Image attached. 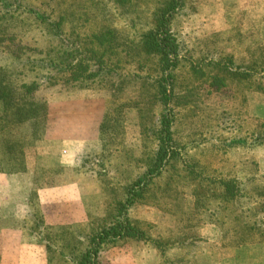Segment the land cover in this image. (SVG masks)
I'll return each mask as SVG.
<instances>
[{"label": "rangeland", "instance_id": "rangeland-1", "mask_svg": "<svg viewBox=\"0 0 264 264\" xmlns=\"http://www.w3.org/2000/svg\"><path fill=\"white\" fill-rule=\"evenodd\" d=\"M171 3L177 56L162 72L140 38ZM106 31L111 40L91 38ZM259 47L264 0H0V74L19 108L38 105L24 126L0 100V204L16 214L0 220V264H76L94 247L95 264H126L139 245L159 264H197L206 224L226 248L259 245L224 259L264 264V94L240 76ZM22 84L33 86L24 100ZM163 114L174 153L120 215ZM125 216L142 236L94 246Z\"/></svg>", "mask_w": 264, "mask_h": 264}, {"label": "trees", "instance_id": "trees-1", "mask_svg": "<svg viewBox=\"0 0 264 264\" xmlns=\"http://www.w3.org/2000/svg\"><path fill=\"white\" fill-rule=\"evenodd\" d=\"M168 6L163 7V9H159L154 17L153 26L150 30L147 32H144L141 36L140 45L142 47V50L145 52V54L150 56L157 57L159 64L162 65V72H165L166 70H170L173 67V64H175L176 60V46L172 40V36L169 30V24H170V16L174 13L175 6H173V3L167 4ZM51 23V22H50ZM57 33V32H55ZM111 40L112 35L109 31H106V35H98L91 37L95 40L99 39H107L108 37ZM257 55L255 57V60L253 61L251 70L245 71L244 73H240L241 77H249V75H255L257 77V86H255V89L264 94V47L257 48L256 49ZM61 62V61H59ZM83 71H87V66H83ZM1 73V72H0ZM85 77V76H84ZM94 77L93 72H86V77L84 80L90 83V80ZM77 76H74L72 74V80L75 81L77 79ZM4 75L0 74V100L5 102V105L7 108L15 107L17 110V114L15 115V118H17V123H21V125H24L27 123V121H31V116H33L38 106L37 104H29L27 107L19 108L17 103L12 100L13 94L17 91L16 88H14L11 84L7 83V81L4 80ZM261 81V82H260ZM33 88L32 85H19L18 90L21 98L24 100L27 96L29 91ZM158 88H160L161 93L160 95H165L168 93V90L166 86L164 85V80L158 83ZM27 105V104H26ZM6 112V110H5ZM35 120H38L36 118ZM170 120L168 116L163 114L161 116V130L160 134L158 135V146L155 149L153 156L149 159L148 167L146 170V173L138 179L132 186V189L129 192L128 198L126 200L125 205L120 206V212L119 214L122 215V211L124 209H127V206L135 201L136 197L141 196L143 194V191L146 190V186L149 183L151 176L156 174L160 169L163 168L164 164L168 163L174 153L171 143V130H170ZM27 127V126H26ZM20 143L21 141L18 140ZM22 154V151L20 152V155ZM18 159L17 157L14 158L15 161L18 162L20 165L21 158ZM227 185V184H225ZM231 191L229 189H226L225 192L221 194L222 200H226L228 198H231ZM115 226L101 229L100 232L96 235L95 238L92 239L93 243H96V245H100V243L104 242L105 239H115V238H123L124 237V231L125 236L126 235H132L135 237L142 236V231L139 230L137 227H135L132 224V221L125 216L123 222H115ZM252 230V229H249ZM241 243V242H240ZM156 246L159 248L160 245L155 243ZM96 247L91 248L88 252H85L83 255H81L78 261H76V264H95V257L97 254Z\"/></svg>", "mask_w": 264, "mask_h": 264}, {"label": "crops", "instance_id": "crops-1", "mask_svg": "<svg viewBox=\"0 0 264 264\" xmlns=\"http://www.w3.org/2000/svg\"><path fill=\"white\" fill-rule=\"evenodd\" d=\"M58 131H59L58 128L57 130L53 128V133L58 132ZM59 132H58V136L60 135ZM61 140H64V138H59V142H58L59 145H61L60 144ZM25 158H26V154H25ZM61 158H60V161H61ZM20 175L21 174L19 173L16 175H9V176L18 177ZM39 199H40V196H39ZM14 207L15 206L13 203L4 204V205L0 204V220L6 217L15 216L16 214H15ZM64 219L65 221L61 222L63 225L72 223L71 221H66L67 219L65 217ZM220 230H221V227L219 228L215 224H206V225H201L197 227L198 234L203 238V243H202L203 245L201 246L200 250H197L196 254L193 253L195 254L194 256H192V260L194 263H197V264H230V263L235 264V263H239L241 259L240 260L237 259L236 255L233 257H227L225 259H224V256H228L230 254H237V253L238 255H241L244 250L249 249V248L257 249V247L259 246L258 244L257 245H247V246L239 245V246H234L233 248H226L221 243L222 235H221ZM260 245L264 246V244H260ZM185 246L190 247V243L189 244L186 243ZM210 246H212L213 248H210ZM156 250H158V247ZM188 255L191 257L190 254ZM161 257L163 258V256H159L157 254V251H155L154 249L151 250L141 245L137 247L136 252H134V249L125 250V263L126 264H150L149 262L159 264ZM189 259L190 258L188 257V260Z\"/></svg>", "mask_w": 264, "mask_h": 264}]
</instances>
